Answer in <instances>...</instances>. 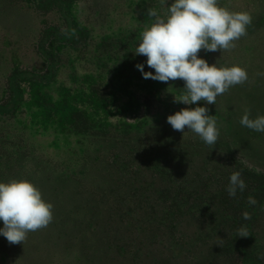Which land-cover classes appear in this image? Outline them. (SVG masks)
Returning <instances> with one entry per match:
<instances>
[{
    "label": "rangeland",
    "instance_id": "rangeland-1",
    "mask_svg": "<svg viewBox=\"0 0 264 264\" xmlns=\"http://www.w3.org/2000/svg\"><path fill=\"white\" fill-rule=\"evenodd\" d=\"M219 4L250 13L252 23L235 48L201 50L198 56L210 65H238L248 80L215 104L185 105L175 102L184 92L183 80L145 79L136 67L143 64L154 74L147 57L135 50L140 33L153 22L147 11L163 14L159 0H0V105L11 101V108L0 111V182L28 180L54 206L52 222L24 242L9 244L0 235V264H117L93 242L103 233L87 211L91 198L137 134L162 127L181 140L203 142L187 127L180 132L167 123L183 108H208L220 132L216 144L222 148L215 144L214 150L264 172V132L240 123L245 109L253 119L264 115V0ZM62 28H74L75 34L64 40ZM49 68L44 80L10 82L18 71ZM256 227L264 235V212Z\"/></svg>",
    "mask_w": 264,
    "mask_h": 264
},
{
    "label": "trees",
    "instance_id": "trees-1",
    "mask_svg": "<svg viewBox=\"0 0 264 264\" xmlns=\"http://www.w3.org/2000/svg\"><path fill=\"white\" fill-rule=\"evenodd\" d=\"M50 71H18L10 82L44 80ZM10 102L0 111L11 108ZM130 140L87 209L95 215L93 227L103 233L93 239L102 253L117 264H264V235L256 227L264 212V172L214 150L221 145L181 140L162 127ZM237 171L247 187L230 197L226 189ZM250 195L255 205L248 203ZM244 212L251 219L245 220ZM241 227L248 237L238 236Z\"/></svg>",
    "mask_w": 264,
    "mask_h": 264
},
{
    "label": "clouds",
    "instance_id": "clouds-1",
    "mask_svg": "<svg viewBox=\"0 0 264 264\" xmlns=\"http://www.w3.org/2000/svg\"><path fill=\"white\" fill-rule=\"evenodd\" d=\"M163 14L155 8L147 15L153 18L149 26L140 33V42L135 54L147 57L146 64L153 72H145L143 64L136 67L143 78L159 82L184 81V92L175 102L185 105L205 101L215 104L219 95L231 87L248 80L247 71L238 66H218L200 58L201 50L222 52L236 47V41L247 34V26L252 16L246 11H231L219 4V0H159ZM61 33L71 37L75 29H61ZM264 75V73H262ZM208 108L197 106L183 108L167 117L173 130L184 132L185 127L197 134L209 146L217 143L220 132L215 116L208 115ZM242 126L257 132H264V115L250 118V109H245L240 119ZM247 185L240 172H233L227 192L235 197L237 190H245ZM248 203H257L253 196ZM53 204L43 199L40 189L28 180L12 179L0 182V220L3 228L0 235L9 244H20L30 232L46 228L53 220ZM245 220L251 219L244 212ZM239 237H248L246 228L238 230Z\"/></svg>",
    "mask_w": 264,
    "mask_h": 264
}]
</instances>
